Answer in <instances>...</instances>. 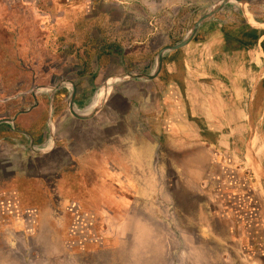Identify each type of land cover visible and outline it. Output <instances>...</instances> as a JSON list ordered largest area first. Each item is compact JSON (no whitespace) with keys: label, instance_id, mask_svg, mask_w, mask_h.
<instances>
[{"label":"rangeland","instance_id":"obj_1","mask_svg":"<svg viewBox=\"0 0 264 264\" xmlns=\"http://www.w3.org/2000/svg\"><path fill=\"white\" fill-rule=\"evenodd\" d=\"M117 1L0 0V117L14 116L31 103L28 93L21 104L19 92L48 81L49 68L74 79L76 68L94 52L119 55ZM223 13L229 26L264 23V4L232 3ZM173 30L166 44L179 42L189 26ZM165 38L159 34L156 44L162 45ZM117 60L121 64L122 59ZM248 94V88L238 94V110L244 114ZM263 97L262 85L253 105L251 141L243 119L237 122L239 136L225 138V144L216 147L215 159L228 168L214 165L207 173L201 171V177L189 169L167 168L168 153L182 147L165 144L158 159V191L143 197L125 219L102 215L94 204L70 201L67 184L56 189L59 167L68 166L59 148L43 153L10 149L8 144L0 147V264H191L189 247L197 240L205 247L206 264H264V184L256 180L251 161L255 153L264 164ZM187 147L200 154L202 144L190 138ZM205 153L203 159L212 161L214 154ZM212 176L218 178L222 196L206 192L203 180ZM192 178L200 184L198 190L186 186ZM198 199L202 212L197 211ZM219 208L229 217L220 218L215 211ZM199 214L206 218L198 219ZM193 229L200 232L187 233Z\"/></svg>","mask_w":264,"mask_h":264},{"label":"crops","instance_id":"obj_2","mask_svg":"<svg viewBox=\"0 0 264 264\" xmlns=\"http://www.w3.org/2000/svg\"><path fill=\"white\" fill-rule=\"evenodd\" d=\"M218 1L118 0L117 42L121 45L116 46V53L119 55L94 52L85 65L76 68L79 72L74 79L61 76L56 68H49V80L39 84L36 91L38 105L13 123L6 122L13 131L0 126V147L8 144L10 149L32 150L33 142L35 146L46 148L43 153L59 148L64 159H68V166L59 167V174L55 176L56 189L67 184L70 201L87 207L94 204L102 215L107 213L123 219L131 216L143 197L158 191V159L166 151L165 144L182 147L181 151L168 153L171 159L164 161L167 168L189 169L196 177L201 171L207 173L214 165L228 168L215 159L216 147L225 144V138L239 136V120L245 119L249 141L253 137L254 100L258 89L264 86L262 21H256L255 26L248 23L258 32L253 47H231L222 31L223 27L231 26L223 15L232 4L227 3L199 27L186 47L163 54L162 69L155 78L119 77L127 73H152L158 50L167 45L165 37H174L171 31L179 25L190 29ZM139 26L143 28L139 30ZM159 34L165 38L162 45L155 42ZM182 34L180 40L185 35ZM117 58L122 59L121 64L117 63ZM69 80L75 84L74 106L80 113H91L104 97L91 117L80 119L69 113L70 94L66 90ZM106 80L109 89L105 95L103 89L98 97ZM56 84L58 87L51 90ZM247 88L248 108L244 114L238 110V94ZM19 94L21 104L25 103L28 93ZM225 121L229 124L222 125ZM190 138H198L202 144L200 154L184 149L188 148ZM249 141L246 142L248 149L251 147ZM205 152L214 154L212 161L203 159L202 155H207ZM251 161L257 171L253 172L256 180L264 184L261 156L258 158L252 153ZM174 162L176 165H171ZM196 181L192 178L186 186L198 190L200 184ZM203 181L206 192L222 196L217 177ZM204 209L207 212V208ZM202 210L203 205L199 204L197 211ZM215 211H219L220 218L229 217L228 212L222 213L220 208ZM251 211L252 221L253 206ZM189 217L194 216L189 214ZM197 217L203 219L206 215ZM212 227L223 234L219 226ZM199 232L187 230L188 234ZM195 244L189 247L193 251L190 263L206 264L205 247L198 240Z\"/></svg>","mask_w":264,"mask_h":264},{"label":"water","instance_id":"obj_3","mask_svg":"<svg viewBox=\"0 0 264 264\" xmlns=\"http://www.w3.org/2000/svg\"><path fill=\"white\" fill-rule=\"evenodd\" d=\"M227 3H237L240 4L242 6H246V5H251V4H264V0H219L217 3L213 4L206 13H204L203 15H201L193 24V26L186 32V34L184 35V37L179 41L176 42L174 44H167L162 46L158 52H157V56H156V64H155V69L152 73L150 74H141V73H127V74H123V75H119V77H128V78H145V79H153L155 78L159 72L162 69V62H163V54L165 52L168 51H173V50H177L180 49L184 46H186L195 36L197 30L199 29V27L209 18L213 17L216 13H218ZM254 25V24H252ZM255 26V25H254ZM71 84V92L69 95V100H68V109H69V113L71 115H73L74 117L80 118V119H87L89 117H91L96 111L97 108L99 107V105L101 104L102 99H99V101L97 102V105L94 109H92L91 113L89 114H84V113H80L79 111H77L75 109L74 106V99H75V94H76V87L75 84L69 80L68 81ZM109 82L106 80L103 88L105 89V93L104 95L107 93L108 89H109ZM58 87V84H56L55 86L51 87V90H55ZM39 89V87H34V91H33V96L36 100L35 97V93L36 91ZM99 104V105H98ZM12 119L10 118H0V123L5 122V121H11ZM51 127V126H50ZM31 148L32 150L35 151H40L43 152L44 149L46 150L45 147H38L35 146L33 144V142L31 143Z\"/></svg>","mask_w":264,"mask_h":264},{"label":"trees","instance_id":"obj_4","mask_svg":"<svg viewBox=\"0 0 264 264\" xmlns=\"http://www.w3.org/2000/svg\"><path fill=\"white\" fill-rule=\"evenodd\" d=\"M224 36L230 41L231 47H253L258 40L257 29L250 25L241 23L237 26L223 27ZM264 50V39L261 42Z\"/></svg>","mask_w":264,"mask_h":264},{"label":"flooded vegetation","instance_id":"obj_5","mask_svg":"<svg viewBox=\"0 0 264 264\" xmlns=\"http://www.w3.org/2000/svg\"><path fill=\"white\" fill-rule=\"evenodd\" d=\"M69 83V82H68ZM40 85L38 84L36 87H39ZM71 84L69 83V85H68V87H67V91L69 92V94H70V92H71ZM104 88H102V89H100V91H99V93H98V97H99V95L101 94L100 92L103 90ZM33 91H34V88L33 89H30L29 90V92H26V93H29L30 94V97H31V100H32V102L31 103H29L24 109H22V110H18L17 112V115L15 116V118L13 119V116H11V117H9L8 115L7 116H2V117H0V118H10V119H12L11 121H5V122H2V123H0V126L1 125H4V126H7L8 128H9V130L11 131H13V127H11L9 124H7L6 122H8V123H13L14 121H15V119L17 118V117H19V116H22V115H24L25 113H28L29 111H31L32 109H34V107H36L37 105H38V102H37V94L35 93V97H36V100H35V98H34V96H33ZM66 91V92H67ZM36 104V105H35ZM29 108H30V110H29ZM19 127H21L20 125H19Z\"/></svg>","mask_w":264,"mask_h":264}]
</instances>
